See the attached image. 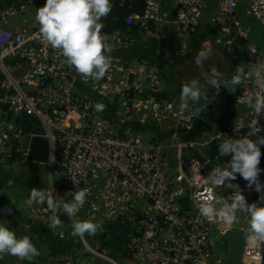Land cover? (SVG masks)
<instances>
[{"label":"built area","instance_id":"obj_1","mask_svg":"<svg viewBox=\"0 0 264 264\" xmlns=\"http://www.w3.org/2000/svg\"><path fill=\"white\" fill-rule=\"evenodd\" d=\"M45 2L0 0V166L32 162L31 143L40 138L49 145L48 173L60 180L61 194L52 188L53 195L68 202L72 196L67 193L89 190L74 216L64 214L71 227L74 219L90 217L103 227L95 235L79 237L81 247L65 256V264L98 260L116 264L103 251L121 226L128 227L123 264H219L217 245L237 224L209 221L200 214L199 203L207 195L204 178L229 162L212 148L224 136L243 137L259 127L261 131L251 138L264 136V114L256 117L245 102L256 91L250 65L264 63V53L238 15L243 7L264 32V0H111V11L120 17L103 23V33L111 37L112 64L99 81L79 74L42 40L36 12ZM209 8L215 12L211 24L223 22L230 27L223 29L216 44L226 52L240 44L237 67L249 74L236 89L234 100L244 115L230 118L222 132L206 124L197 127L190 108L181 112L179 98L162 95L150 61L119 55L138 36L146 40L173 31L194 33ZM237 67L226 80L236 74ZM96 103H103L105 110L97 112ZM149 126L173 134L177 129L198 132L199 139L177 140L175 166L171 167L162 140L156 136L145 140L135 129ZM185 150H196L199 157L186 160ZM50 154L55 163H49ZM231 183L239 185L247 202L253 198L251 189L234 180ZM213 191L218 197L233 195L226 184ZM246 253L251 256L244 264H252L256 256L264 257V244L244 250L243 259Z\"/></svg>","mask_w":264,"mask_h":264},{"label":"clouds","instance_id":"obj_2","mask_svg":"<svg viewBox=\"0 0 264 264\" xmlns=\"http://www.w3.org/2000/svg\"><path fill=\"white\" fill-rule=\"evenodd\" d=\"M111 0H46L38 8L36 20L39 24V34L44 42L57 50L64 57L65 63L86 78L99 81L105 77L111 64L110 53L111 37L103 33V20L110 14ZM209 53L201 50L195 57L197 67H202L208 60ZM251 78L256 91L245 98L248 108L253 110L256 117L264 114V63L250 65ZM153 68V71H156ZM249 74L237 67L236 74L230 80L215 68L205 77L209 87L214 88L219 94L221 85L230 92H235L239 85L244 83ZM179 110L184 112L191 109V116L197 118L207 109L210 98L198 79H191L182 84L180 89ZM203 101V103H201ZM103 103H96L95 110L103 112ZM258 122V121H257ZM237 126V132L239 131ZM261 128H257L250 135L237 138H223L218 145L220 156H230L231 159L224 166L214 168L204 182L207 195L201 196L199 203L200 214L209 221L219 220L228 226L239 223L237 213L248 217V231L245 235L247 243L252 245L264 244V184L260 182L259 167L261 162V145H264V136L256 135ZM49 163H55V157L49 155ZM239 174L246 182L249 189L255 186V191L261 193L259 201L249 204L242 194L238 184L231 181ZM12 181H9L11 184ZM233 189V195L225 198L215 195L213 189L217 186ZM72 200L64 202L61 197L53 195L42 189L33 187L30 192V203L47 205L51 213L48 217V227L52 230L63 227L59 212L63 211L70 217L74 216L85 204L89 195L88 189H77L69 192ZM11 214L12 209H6ZM102 223L96 222L94 217L88 219H74L72 222V235L83 238L85 235H95L102 230ZM7 254L22 261L31 262L40 256V251L34 245L29 235L17 237L9 227L0 223V256Z\"/></svg>","mask_w":264,"mask_h":264},{"label":"rangeland","instance_id":"obj_3","mask_svg":"<svg viewBox=\"0 0 264 264\" xmlns=\"http://www.w3.org/2000/svg\"><path fill=\"white\" fill-rule=\"evenodd\" d=\"M210 13L211 12L208 13L207 11L203 13L199 28L194 33L188 36L183 35L180 32L173 31L169 34H164L161 38L155 35H152L151 38L146 40H144L143 38H137L136 45L140 50V52L137 53L139 58L153 61L151 57H154L153 59L155 61L153 62H157L159 60H163L162 57H165V60H163V63L166 64V68L163 67L164 72L166 73L164 86H170L173 93L172 96L168 97H180V89L182 84L190 81L191 79H198L204 89L210 88L212 91H215L214 88L209 87L205 77L210 74V71L213 68L218 71H221L225 68L223 67L221 69V65L223 61L222 57L226 54V52L222 47L218 46L215 41L219 36L224 34L223 29H229L230 27L228 26V24L223 22L217 25L211 24L209 20L211 16L215 14V12H212L213 14ZM238 14L239 18L242 21H245V23L252 30L251 26H253L252 22L254 21L252 20L250 14L243 10H239ZM254 24L257 25L256 23ZM257 27L259 28L258 25ZM257 35V38H263L264 40V36H262L263 34L258 33ZM141 42H146L147 47H142ZM201 50H206L209 53V58L204 62L202 67H197V65L195 64V57ZM212 59L213 62L211 61ZM203 73L207 75L205 77H201ZM135 129L145 140H148L150 137H152V134L145 128ZM190 152V150L185 151L183 157L187 154H190ZM167 153L168 158H170V155H173V157H175V148L167 149L166 158ZM202 157H208V155L205 154L202 155ZM221 158L226 159L227 157L223 156ZM169 161L170 166L174 167L175 158L172 160L167 159V162ZM261 169L262 171L260 173L259 179L261 183H264V168ZM0 174H4L2 175V177H0V190H5V199H7L9 206L15 208L23 207L25 213H28L27 216L37 215L41 217L44 214L40 212L46 207V203L45 205H41L38 203L29 202L30 192L33 187L42 189L46 192H51L52 188H55L59 191V194H61V190L59 187V178L56 175L50 176V173H48L45 164L28 162L20 166L4 165L0 166ZM9 181H12V183L9 184ZM251 189L254 193V196L248 203L257 202L258 198V192L255 191L254 185ZM25 201H27V203H22ZM58 214L69 221L64 212L60 211ZM248 227L249 226L247 224V230L245 231L237 229V231L234 233V237L230 239L226 237L223 242L218 245L215 256L219 264H244L245 261L243 259V248L245 250V246L248 244L245 239ZM243 228L245 229V227ZM61 238H63V236ZM78 240L79 244H77V246H75L66 254L60 256L59 260H61V263L63 262V264H65V256L81 247L79 237ZM104 255H107L110 258H114L110 251L107 253L105 252ZM248 256L249 255H246L245 258L247 259ZM255 258L256 260L252 264H264V257L259 258L258 256H256ZM114 259L119 260V258ZM102 262H104V264H109L106 261Z\"/></svg>","mask_w":264,"mask_h":264},{"label":"crops","instance_id":"obj_4","mask_svg":"<svg viewBox=\"0 0 264 264\" xmlns=\"http://www.w3.org/2000/svg\"><path fill=\"white\" fill-rule=\"evenodd\" d=\"M14 1V0H13ZM22 1V0H19ZM239 10H243L244 8L241 7ZM210 14H213L212 9L210 8L207 11ZM239 15V14H238ZM245 23V21H243ZM255 22H252L251 28H252V35L255 39L256 46L258 50L264 53V40L263 38H257V34L261 33L264 36V33L259 30L257 25L254 24ZM246 24V23H245ZM257 27V28H256ZM137 38H140L139 36ZM142 40V39H141ZM137 39L134 41V44L126 49L125 51L119 52V55L125 59H143L139 58L137 53L140 52L139 48H137ZM142 47H147L146 42H141ZM149 47V46H148ZM226 52V51H225ZM242 48L241 45L236 43L230 50V52H226V54L222 57V65L221 69L225 67L220 72L224 74V78H227L239 65L241 56H242ZM153 61H155L151 57ZM163 60H165V57H162ZM147 60V59H145ZM163 60H159L157 62H153L151 60H148L151 62L154 68L157 70L154 71L156 74V86L159 90V92L166 96H172V89L169 87L164 86V82L166 80V73L164 72V68H166V64L163 63ZM213 62V59L211 60ZM209 65V64H208ZM164 67V68H163ZM207 75V74H206ZM205 73L202 74L201 77L206 76ZM172 86V85H171ZM207 90V94L210 98V103H208L207 109L201 113L199 117H197L198 126L200 127L202 124H206L209 127L215 129L218 132H222L225 130L227 121L236 116L244 115V111L242 109L236 108L234 104L235 96L237 93V90L235 92H230L227 88H225L223 85H221L219 94H216V91H212L210 88H205ZM179 98V97H177ZM203 103V101L201 102ZM203 122V123H202ZM137 129H140V127H136ZM152 136H156L159 139L162 140L165 150L169 148H174V144L179 139H191L193 141H198L199 139V133H187L182 129H177L176 134H173V132L165 130L158 126H149L146 128ZM220 143H217L213 148L212 152L215 153L219 157V150L218 145ZM187 151V150H185ZM201 155L203 152L200 153ZM206 154V153H205ZM200 155V156H201ZM167 153V159H174L173 155L169 156ZM186 160H195L197 159L198 154L196 153V150H192L190 154H187L184 156ZM227 161H230L231 157L226 156ZM199 159V158H198ZM225 159V160H226ZM170 164V161H169ZM260 168H264V147L262 151L261 156V162L259 165ZM4 174H0V177H2ZM235 182L240 183L241 185L247 186V182L239 175L237 174ZM264 184V183H262ZM252 190V189H251ZM261 193H258L257 203H261L259 201ZM254 196V193H253ZM250 201V200H249ZM248 201V202H249ZM27 203V201L22 202ZM250 202L249 204H251ZM183 204L186 206L187 203L183 201ZM7 208H11L12 212L9 214L7 212ZM187 208V206H186ZM45 212L43 213V216H31L28 215V213H25V210H23V207H11L9 206L7 199H5V190H0V223H3L5 226L9 227L11 230H13L17 237H22L23 235H29L34 243V245L38 248L40 251V256L35 257L31 262L29 261H22L19 260L16 257L4 254L0 256V264H63L61 263V260H59L60 256L66 254L71 249H73L77 244H79L78 237H74L72 235V229L71 225L69 224V221L65 219L63 216L59 215V218L63 222L62 228H57L56 230H52L48 227V217L51 215V213L47 210V205L44 208ZM49 213V214H48ZM46 214V215H45ZM239 223H237L236 228L226 237L228 239L234 237V233L237 231V229L240 230H247L246 226L248 224L247 219L248 217L242 213H237ZM242 226V229H241ZM245 227V229L243 228ZM128 231L127 226H121L120 228L116 229L111 236L109 237L108 241L104 245V251L111 252L114 258H119V260H115L114 258H110L113 262L116 264H123V255H122V247L124 245L125 236ZM63 236V238H61ZM252 244L248 243L245 246L246 251H251V248H253ZM218 248V245H217ZM217 251V249H216ZM104 252V253H105ZM244 252V248H243ZM252 253V252H251ZM216 255V254H215ZM246 255L251 256V254L246 253ZM249 259H246L244 257V261H247ZM96 264H104L101 260H98ZM110 264V263H109Z\"/></svg>","mask_w":264,"mask_h":264},{"label":"water","instance_id":"obj_5","mask_svg":"<svg viewBox=\"0 0 264 264\" xmlns=\"http://www.w3.org/2000/svg\"><path fill=\"white\" fill-rule=\"evenodd\" d=\"M49 153V145L46 140L34 138L31 143L29 160L32 162L45 164Z\"/></svg>","mask_w":264,"mask_h":264},{"label":"trees","instance_id":"obj_6","mask_svg":"<svg viewBox=\"0 0 264 264\" xmlns=\"http://www.w3.org/2000/svg\"><path fill=\"white\" fill-rule=\"evenodd\" d=\"M120 13L118 12H110V14L102 21L103 23L109 24L112 21L119 20ZM118 23V22H117Z\"/></svg>","mask_w":264,"mask_h":264}]
</instances>
